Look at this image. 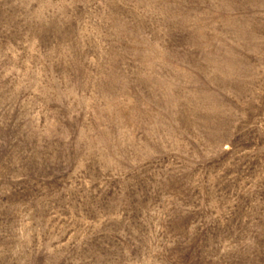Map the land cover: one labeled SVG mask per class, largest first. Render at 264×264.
I'll list each match as a JSON object with an SVG mask.
<instances>
[{"label": "rangeland", "instance_id": "374dc122", "mask_svg": "<svg viewBox=\"0 0 264 264\" xmlns=\"http://www.w3.org/2000/svg\"><path fill=\"white\" fill-rule=\"evenodd\" d=\"M0 264H264V0H0Z\"/></svg>", "mask_w": 264, "mask_h": 264}]
</instances>
